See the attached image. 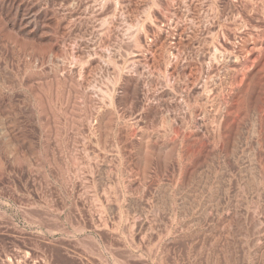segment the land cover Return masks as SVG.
<instances>
[{
	"label": "rangeland",
	"instance_id": "1",
	"mask_svg": "<svg viewBox=\"0 0 264 264\" xmlns=\"http://www.w3.org/2000/svg\"><path fill=\"white\" fill-rule=\"evenodd\" d=\"M0 264H264V0H0Z\"/></svg>",
	"mask_w": 264,
	"mask_h": 264
}]
</instances>
